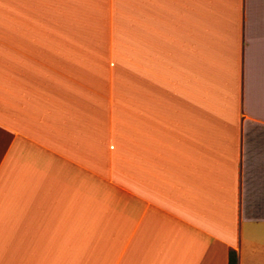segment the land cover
<instances>
[{
    "label": "crops",
    "instance_id": "1",
    "mask_svg": "<svg viewBox=\"0 0 264 264\" xmlns=\"http://www.w3.org/2000/svg\"><path fill=\"white\" fill-rule=\"evenodd\" d=\"M264 264V0H0V264Z\"/></svg>",
    "mask_w": 264,
    "mask_h": 264
},
{
    "label": "trees",
    "instance_id": "2",
    "mask_svg": "<svg viewBox=\"0 0 264 264\" xmlns=\"http://www.w3.org/2000/svg\"><path fill=\"white\" fill-rule=\"evenodd\" d=\"M228 264H238V256L235 252L230 251L228 255Z\"/></svg>",
    "mask_w": 264,
    "mask_h": 264
}]
</instances>
